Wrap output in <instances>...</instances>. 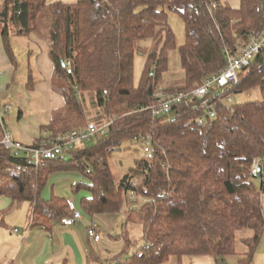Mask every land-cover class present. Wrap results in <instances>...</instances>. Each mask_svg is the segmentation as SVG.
Instances as JSON below:
<instances>
[{
    "label": "trees",
    "instance_id": "16d2710c",
    "mask_svg": "<svg viewBox=\"0 0 264 264\" xmlns=\"http://www.w3.org/2000/svg\"><path fill=\"white\" fill-rule=\"evenodd\" d=\"M240 2L234 9L220 0H4L2 37L14 62L12 32L29 36L40 31L45 12L52 16L48 38L55 90L66 107L44 127L49 132L44 142L80 127L85 119L83 93L96 96L105 119L95 124L108 127L92 139L93 146L36 167L28 164L26 153L4 146L6 125L0 122V197L13 205L30 203L31 227H47L71 215L66 200L56 197L45 203L42 198L51 174L79 172L87 183L75 186V191L91 195L83 201L86 212L119 215L126 208L125 251L113 264H166L171 258L193 256L222 262L236 254L237 232L246 229L254 231V237L247 241L250 251L241 264H249L264 237V181L250 171L253 161L264 157V53L241 73L232 93L236 100L259 90L262 100L220 106L217 118L205 125L194 121L199 113L191 110L172 121L153 120L150 110L168 70L169 52L177 48L169 13L179 14L185 23L186 40L179 48L185 76L180 83L164 86L170 92L188 91L226 67V50L237 54L252 33L264 31V0ZM141 42L151 47L136 85L135 58L146 46ZM68 61L73 74L68 73ZM59 80L68 86H58ZM148 137L156 142L154 159L144 156L116 180L110 163L113 152L125 142ZM132 191L156 203L132 211ZM131 226L142 227L144 244L126 260ZM92 259L100 262L98 256Z\"/></svg>",
    "mask_w": 264,
    "mask_h": 264
},
{
    "label": "crops",
    "instance_id": "0c3cea01",
    "mask_svg": "<svg viewBox=\"0 0 264 264\" xmlns=\"http://www.w3.org/2000/svg\"><path fill=\"white\" fill-rule=\"evenodd\" d=\"M47 1L48 3H53L56 1H63L67 4L78 3V0ZM220 1L222 4L228 5L234 9H238L241 4L240 0H225V2H223L222 0ZM2 10L3 8L0 11ZM40 25L42 27L41 21ZM3 28L4 24L0 22V93L2 91L7 93L11 90L12 86L15 85L18 79L16 75L18 69L16 63L17 56H20V54H24V56L27 55L30 60H33L35 62V66L37 67L36 78V76L33 75L30 66V79L28 80L29 85L27 87H30L32 91H36V94H38V92H42L43 99L41 100V106L45 110L46 115L44 118L48 122L47 125H40V129L38 131L39 134L30 132V129L28 128V130L19 134L18 137L21 139V141L14 142L24 145L25 142H27V139L30 140L31 137H33L34 139L32 141V145H39L44 143V139L46 138V136L49 137V132L44 131V127L48 126L51 123L56 112L61 111L66 107L65 98L55 90L56 72L55 65L50 56L51 43L48 38L49 30L45 34L41 31L40 28L39 32H33L29 36H18L12 32L10 44L13 56L15 57L14 62L9 57V54L5 47V43L2 37ZM19 38H26L28 42L26 41L27 43H25V45L23 44L24 42H17L18 40L16 39ZM23 81L25 80L23 79ZM31 82H33L34 85L30 84ZM34 87H36L37 89H34ZM46 97L48 98L46 99ZM9 98H13L12 100L15 102V105L11 103L12 105L10 106V108H13L14 106L19 107L18 95L16 93L14 96L10 95ZM5 107L7 106H4V108ZM21 114L22 112L20 113V116ZM7 121L8 118L5 117V125ZM37 122L41 123V120H38ZM79 184L84 183L74 184V191L75 186ZM75 193L78 192L75 191ZM85 193V197L80 201L82 210L77 207L76 202L73 198H61L63 200H66L68 204L69 202H72L76 208L83 212V220L72 227L61 226L59 221H52L47 227H31L32 222L30 218L32 206L30 204L29 209L25 210L28 216V223H30L29 229L23 232H20L17 228L13 229V233H15L21 239V242H19L20 244L16 242L12 244L10 243V246L3 249L2 243H0V264H100L101 262H94L92 259L94 255L98 256L99 258L101 257L102 259V254L96 251L94 246L99 242L97 243L90 239L87 235V230L90 227L92 221H96L100 225L102 237H104L103 228L107 226L109 229H113L112 219H114L118 215L89 214L83 207V201L86 199H90L91 195L87 192ZM53 199H51L50 201H46L44 199L43 200L45 203H49ZM14 206L15 205H13L12 201L9 198L0 197V218L3 221L2 224H4L5 222L4 219H2V214L4 212H9L10 210H12ZM15 230H18L19 232L17 233L15 232ZM253 237L254 231L249 229L237 232L235 246L236 254L227 257L222 262H218L212 256H193L184 257L182 259L171 258L166 264H241V262L246 258L250 251L247 245V241L251 240ZM121 239H123L122 236ZM249 264H264V237L261 240L258 248L256 249L252 261Z\"/></svg>",
    "mask_w": 264,
    "mask_h": 264
},
{
    "label": "rangeland",
    "instance_id": "374dc122",
    "mask_svg": "<svg viewBox=\"0 0 264 264\" xmlns=\"http://www.w3.org/2000/svg\"><path fill=\"white\" fill-rule=\"evenodd\" d=\"M3 1L4 0H0V10L3 8ZM222 1L225 2V0ZM40 21L42 24L41 31L46 34L52 23V16L50 12H45L42 15ZM169 25L176 36L177 48L169 52L168 55V70L164 73L161 83L167 87H171V85L182 82L185 76L182 69L181 57L179 53V48L185 44L186 40L185 23L179 14L169 13ZM16 40H18L17 42H24V45L28 42L26 38H19ZM141 43L142 46H146L139 54L136 55L135 58L136 85H138L140 82L141 75L146 63V54L151 47L149 42ZM16 63L18 68L16 75L18 79L15 85L12 86L10 91H8L7 93L2 91L0 93V109L4 108V106H11L12 104L15 105V102L12 100L13 98L10 99L9 96H14L15 93L18 95L19 107H11L10 110L5 114L6 118H8L5 126V132L12 135L11 137L13 141H21V139L18 137L21 132H24L29 128L30 132L39 134L38 131L40 129V125H47L48 122L44 118L46 114L45 110L41 106V100L43 99L42 92H38V94H36V91H32L30 87H27L29 85L28 80L30 79V66L33 75H37V67L35 66V62L33 60H30L27 55L24 56V54H20V56H17ZM23 79L26 82L23 81ZM30 84L34 85L33 82H31ZM58 86L67 87L68 83L64 80H59ZM36 87H34V89H37ZM47 98L48 97H46V99ZM82 99L83 105L85 106V119L83 120V123L81 121L80 124H78L80 127H84L87 123L89 124L94 122L95 124V121L105 119V112L103 109H100L97 106L96 96L93 93H83ZM258 100H262V93L259 90H256L241 97H237L236 103H245L248 101ZM21 112L22 114L20 116ZM38 120H41V123L37 122ZM46 138L48 137L46 136ZM31 139H27V142H25L24 145L27 147H32V141L34 138L31 137ZM95 143L96 140H90L89 142L80 144L73 151L82 150L87 146H93ZM123 146L124 147H122L121 150H115L112 154V157L110 158L112 172L116 180L118 181L121 180L130 171V169L144 157L147 150L150 149L148 146L142 144V142H125ZM13 151L16 154H20L22 156L24 155L23 151H19L16 149H14ZM68 158L69 155H67L63 159ZM77 183H87L83 174L79 172L66 173L55 171L50 176L48 185L45 187L42 193V198L46 201H50L54 197L64 199L73 198L76 202L77 207L82 210L80 201L85 197L86 193L84 191L75 193L73 185ZM29 206L30 203L28 202L16 204L12 210H10L9 212H4L2 214V219H4L5 222L4 224L0 225V243H2L3 249L10 246V243L12 244L16 242L20 244L19 242H21V239L15 233H13V229L17 228L20 232L29 229L30 223H28V216L25 212V210L29 209ZM125 211L126 208L118 216L112 219L113 229H109L107 226H105L106 228H103L104 237H102V240L98 244L94 245L96 251L102 254V259L100 257V264H113V259L121 255L125 251V244L123 239H121L123 230L122 225L125 219ZM130 230L132 247L127 250L126 260L130 259L132 255L136 253L144 244L142 227L131 226Z\"/></svg>",
    "mask_w": 264,
    "mask_h": 264
},
{
    "label": "built area",
    "instance_id": "2783aa9c",
    "mask_svg": "<svg viewBox=\"0 0 264 264\" xmlns=\"http://www.w3.org/2000/svg\"><path fill=\"white\" fill-rule=\"evenodd\" d=\"M264 53V31L254 32L250 35L249 41L242 46L237 54L226 50L227 65L216 75L207 78L200 86L194 89L181 92H170L164 85L159 84L154 93V103L151 106L153 120L164 119L167 121L179 120L183 117L184 110H191L199 113L194 119L196 123L205 125L208 121L214 120L218 116L220 106L230 107L236 103L232 93L241 83V73L251 66L253 61ZM66 67L69 74H73L72 62L68 61ZM10 110V106L0 109V122H4L5 114ZM108 125L99 127L90 123L86 127H79L72 130L50 143L27 147L21 143L14 142L10 134L5 133L3 141L8 150H19L26 153L28 164L40 166L45 160L63 159L69 155L76 147L105 134ZM150 149L144 155L148 160L155 157L156 142L154 138L148 137L142 142ZM251 175L257 181H264V157L256 158L251 166ZM129 209L137 211L145 204H155L156 199L149 200L132 191L128 195ZM71 215L63 218L60 225L72 227L80 223L83 212L69 202ZM15 232H19L15 230ZM87 235L95 242L102 239L101 227L96 221H92L87 230Z\"/></svg>",
    "mask_w": 264,
    "mask_h": 264
},
{
    "label": "water",
    "instance_id": "95a60500",
    "mask_svg": "<svg viewBox=\"0 0 264 264\" xmlns=\"http://www.w3.org/2000/svg\"><path fill=\"white\" fill-rule=\"evenodd\" d=\"M63 66L65 67V63L63 62Z\"/></svg>",
    "mask_w": 264,
    "mask_h": 264
}]
</instances>
